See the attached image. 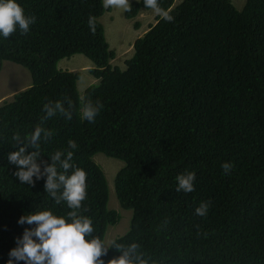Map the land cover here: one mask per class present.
<instances>
[{
	"label": "trees",
	"instance_id": "16d2710c",
	"mask_svg": "<svg viewBox=\"0 0 264 264\" xmlns=\"http://www.w3.org/2000/svg\"><path fill=\"white\" fill-rule=\"evenodd\" d=\"M173 1L157 5L165 11ZM18 2L35 22L28 32L17 28L0 37V58L27 66L34 88L15 104L0 106V264H26L9 255L24 230L36 226L18 223L22 215L47 209L71 220L63 199L19 180L8 155L23 145L31 153L49 139L44 131L55 126L41 121L36 142L22 132L39 126L33 111L42 97L53 104L61 99L75 112L78 74L64 79L55 66L74 53L95 64L91 71L99 81L84 99H99L103 107L91 122L80 118V110L74 121L62 113L52 146L65 143L67 149L69 139L77 144L72 162L86 172L87 195L83 213L76 214L92 219L85 238L102 241L106 253L98 259L109 264L129 251L133 264L138 257L147 264H264V23L256 20L254 34L231 36L221 23L232 9L229 0H181L164 13L171 20L158 17L136 39L131 56L112 65L115 50L108 48L98 19L102 0ZM137 10L129 5L126 13ZM21 138L27 139L23 145L13 143ZM97 153L125 163L115 191L119 205L132 211L127 230L120 228L107 245V228L121 216L107 206L109 189ZM224 162L232 165L228 171ZM187 171L195 173L194 189L179 193L176 176ZM39 179L45 180L43 173ZM251 199L259 209L247 206ZM202 201L210 205L204 216L195 213ZM132 243L138 245L134 250Z\"/></svg>",
	"mask_w": 264,
	"mask_h": 264
},
{
	"label": "clouds",
	"instance_id": "9594fccd",
	"mask_svg": "<svg viewBox=\"0 0 264 264\" xmlns=\"http://www.w3.org/2000/svg\"><path fill=\"white\" fill-rule=\"evenodd\" d=\"M180 1L181 0H174L167 10ZM229 2L232 9L225 15L224 21H221V23L224 24L222 29L227 31L228 35L231 34L232 36L236 33L249 34L251 32L254 34L256 20L259 22L262 21L264 23V0H229ZM112 5L122 8V15L124 19L128 20L131 27L134 28V34L119 45V48L128 47L127 50H131L129 52L130 54L126 55L128 58L132 54L133 44L135 43L136 39L142 36L148 30L149 25L156 22V19L162 16L167 10L161 11L157 5V0H105L102 14L104 11L110 12ZM129 5L138 6L137 12H135V14L132 16H128L130 12L126 13ZM143 13H145L144 19L141 17V14ZM146 18H148V21L143 27L141 21L145 20ZM163 18L166 20L172 19V17L167 14H164ZM34 22L35 16L26 15L24 8L21 6L18 0H0V37L7 38L17 28L22 33L28 32L30 25ZM88 24L90 29L94 27L92 17H89ZM260 30L261 28L258 30V32ZM107 43L108 48L111 50L112 47H110L109 41ZM114 50L115 56H117L116 49L114 48ZM72 55L73 54L63 56L55 62L56 69L64 79H66V73L70 72L77 73L78 78L80 76L79 71L61 69L57 65L59 60ZM112 59H110L109 62H111ZM0 61L1 70L4 61L12 60L0 58ZM12 62L27 68L30 72L31 81L19 89L13 90L10 93L2 94L0 96V106L8 103L15 104L16 97H21L23 93L34 88V80L30 69L19 62ZM94 65L95 64L93 62L91 65H87V63H85V69H88L90 74L94 77V82L92 84H96L99 81V78H97L91 71ZM78 78L75 82V88L80 100L75 104L74 113L63 106L61 99L56 100L53 104V102L50 100L44 103V98L42 97L38 105L34 106L35 108L33 111L37 118L40 116L36 123V125L39 126H37L33 131V126L30 124L31 127L29 126L28 129L22 131L24 136L27 137L30 142H36L40 138L41 132L43 130L40 123L41 121L47 127L55 126L51 127L49 132L44 131L45 137L49 135L48 138L50 141L48 139L41 145H35L31 153H25V147H23L24 145L22 141L26 142L27 139H12L14 144L18 143L19 145H23L17 151H13L8 155V159L12 162H15L18 167V171L15 173V175L19 178V180L21 182L26 181L32 183L33 186L39 185L43 194L50 193L53 196L58 197V200L63 199L62 203H64L67 209L72 211L68 213V216L71 217V220H66L65 216L62 215H54L50 210L47 209L34 214L22 215L19 218L18 223L32 224L33 222H36V226L34 228L24 230L22 238H18L17 246L12 248L9 253L10 257H15L16 260H24L26 264H44L45 261L46 264H104L103 260L98 259L101 257L102 253H106V249H103L101 246L102 241L97 238H85L87 234H90L93 231L92 219L86 216H77L76 214L83 213L81 210L83 209L84 204H81V202L86 198L87 195L86 172L82 168L76 167V165L72 162L74 153L71 149H75L77 144L74 140L69 139L67 141V149L65 143L64 146L56 149H54L52 146V143H55L52 142V134L56 131V129H58V124L62 113L66 114L69 120L72 119L71 121H74L77 117L78 111L80 110V118L82 120L91 122L96 118L103 107V104L99 99H97L95 102L90 99H84L85 90L92 84H90L84 90L82 95L79 94L77 89ZM69 103L71 104V101ZM47 121L49 122L46 123ZM63 148H65V150L62 151ZM101 154L106 158L117 159L103 153H97V156ZM37 155L46 158V160L36 159L35 157ZM124 165L125 163L122 160L109 170L105 169V167L101 165L104 172V177L108 182L107 186L111 183V181H113L114 192L117 198L116 201H119V199L115 191V181L118 180V176L124 171ZM221 166L224 171H228L232 165L230 163L224 162ZM69 169H72L71 173L66 174L67 170ZM40 171L44 174L45 180L39 179L42 175ZM34 175H36V177ZM194 179L195 173L192 171L178 174L176 176V190L183 194L191 193V191L194 189ZM108 189L110 195L111 188L108 187ZM60 192L61 194L59 196ZM118 201L116 202L117 207L109 206L108 203L107 206L109 209H116L120 216L123 215V213L128 214L125 220L127 221L129 219L130 213L126 212L124 210L126 208L123 209L119 205ZM209 206V202L202 201L195 208V213L197 215L204 216L207 214ZM247 206L254 210L259 209L257 199L249 200L247 202ZM261 231L264 232V226L261 228ZM254 235H257V233H254ZM259 236L262 237L264 234L260 233ZM33 237L38 239L34 240ZM117 247H119V245H117ZM137 247L138 245L136 243L129 245V249L131 250H134ZM137 260L138 264H147L145 260L139 259V257ZM7 264H13V261L9 259ZM109 264H133V261L129 259V251H125L119 259H113L109 262ZM148 264L165 263L151 261Z\"/></svg>",
	"mask_w": 264,
	"mask_h": 264
},
{
	"label": "rangeland",
	"instance_id": "374dc122",
	"mask_svg": "<svg viewBox=\"0 0 264 264\" xmlns=\"http://www.w3.org/2000/svg\"><path fill=\"white\" fill-rule=\"evenodd\" d=\"M103 4L105 5V0H103ZM144 16L145 13L141 14L143 19ZM99 19L103 23L106 40L109 41L110 47H112V49H116L117 56H115V58L112 59L110 63L121 64L124 59L127 58L126 55L130 54L129 52L131 50H127L128 47L119 48V45L134 34V28L131 27L128 20L124 19L122 15V8L116 7L115 5H112L110 12L104 11ZM147 21L148 18L141 21L143 27L146 25ZM260 23L263 24L262 21ZM85 63H87V65L92 64L91 60L85 55L77 53L70 57L62 58L57 64L61 69L80 72V76L77 81V89L80 95H82L84 90L94 82V77L90 74L88 69H85ZM122 67H125V63ZM30 81L31 76L27 68L12 61H4L3 67L0 70V96L4 93H10L13 90L19 89L28 84ZM97 161L107 170L112 169L115 165L121 162L119 159L106 158L102 154L97 156ZM108 187L111 188L108 205L117 207L116 202L118 200L116 201L117 198L114 192L113 181L108 184ZM124 210L130 213L129 219L125 221L128 214L123 213L115 225H111L107 228L108 231L104 239L105 245L110 243L111 239L116 234V232L120 230V228L126 227L125 231L127 230L132 211L130 209ZM112 227H114V231L112 230Z\"/></svg>",
	"mask_w": 264,
	"mask_h": 264
}]
</instances>
